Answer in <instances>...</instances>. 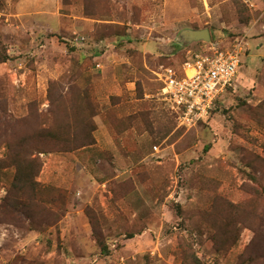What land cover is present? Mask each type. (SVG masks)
Segmentation results:
<instances>
[{
    "label": "rangeland",
    "instance_id": "374dc122",
    "mask_svg": "<svg viewBox=\"0 0 264 264\" xmlns=\"http://www.w3.org/2000/svg\"><path fill=\"white\" fill-rule=\"evenodd\" d=\"M201 29L247 51L184 126L157 74ZM0 58V264H264V0H0Z\"/></svg>",
    "mask_w": 264,
    "mask_h": 264
},
{
    "label": "built area",
    "instance_id": "2783aa9c",
    "mask_svg": "<svg viewBox=\"0 0 264 264\" xmlns=\"http://www.w3.org/2000/svg\"><path fill=\"white\" fill-rule=\"evenodd\" d=\"M74 40L82 43L84 38L77 36ZM246 51L244 38L228 45L205 43L199 50L188 51L179 70L162 67L157 74L161 102L184 126L209 117L217 100L234 88Z\"/></svg>",
    "mask_w": 264,
    "mask_h": 264
},
{
    "label": "trees",
    "instance_id": "16d2710c",
    "mask_svg": "<svg viewBox=\"0 0 264 264\" xmlns=\"http://www.w3.org/2000/svg\"><path fill=\"white\" fill-rule=\"evenodd\" d=\"M204 44V43H203ZM5 59L0 58V63L4 62ZM183 64V63H182ZM181 64V65H182ZM173 68V67H172ZM61 128V127H60ZM53 138L56 140H60V135L53 134L51 132H48L45 135H42L41 138ZM24 142L25 140L19 141L20 146H25ZM86 145H81V147H84ZM80 148V147H78ZM39 153V152H38ZM32 153H25L23 149L20 150H13L10 148L8 149V156L10 161V166H13L16 169L15 178L16 184H13L14 187H16V190H22V186H26L27 182L32 183L34 182V178L38 174L39 166L37 165L38 159H32L29 160L28 156H30ZM30 161V163L27 162ZM252 215V211L244 214L242 216V219L244 220H250V217ZM230 238V237H229Z\"/></svg>",
    "mask_w": 264,
    "mask_h": 264
},
{
    "label": "water",
    "instance_id": "95a60500",
    "mask_svg": "<svg viewBox=\"0 0 264 264\" xmlns=\"http://www.w3.org/2000/svg\"><path fill=\"white\" fill-rule=\"evenodd\" d=\"M178 42L181 46L199 42L210 43V34L207 29L183 30L178 35Z\"/></svg>",
    "mask_w": 264,
    "mask_h": 264
}]
</instances>
